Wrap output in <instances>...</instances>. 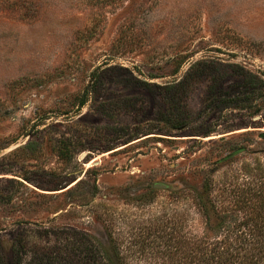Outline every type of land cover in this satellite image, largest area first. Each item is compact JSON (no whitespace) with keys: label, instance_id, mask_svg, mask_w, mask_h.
Wrapping results in <instances>:
<instances>
[{"label":"rangeland","instance_id":"374dc122","mask_svg":"<svg viewBox=\"0 0 264 264\" xmlns=\"http://www.w3.org/2000/svg\"><path fill=\"white\" fill-rule=\"evenodd\" d=\"M254 166L264 0H0L5 260L185 264L194 197Z\"/></svg>","mask_w":264,"mask_h":264},{"label":"trees","instance_id":"16d2710c","mask_svg":"<svg viewBox=\"0 0 264 264\" xmlns=\"http://www.w3.org/2000/svg\"><path fill=\"white\" fill-rule=\"evenodd\" d=\"M252 93L255 96L260 92L255 89ZM234 99L245 101L238 96ZM239 108L248 109L252 116L260 112V108L244 103ZM66 140H61V153L68 155L72 150ZM245 174L242 182L223 184L214 195V187L206 183L204 194L192 199L199 227L197 232L189 228L181 235L185 264H264V167H251ZM93 247L90 244V252ZM10 252L5 260L0 248V264H21L14 247ZM103 264L110 261L103 257Z\"/></svg>","mask_w":264,"mask_h":264},{"label":"water","instance_id":"95a60500","mask_svg":"<svg viewBox=\"0 0 264 264\" xmlns=\"http://www.w3.org/2000/svg\"><path fill=\"white\" fill-rule=\"evenodd\" d=\"M154 186H156V187H166V185L165 184H162V183H155L154 184Z\"/></svg>","mask_w":264,"mask_h":264}]
</instances>
